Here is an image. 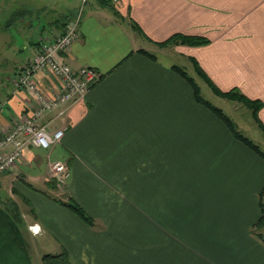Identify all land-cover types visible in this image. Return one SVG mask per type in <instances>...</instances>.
Listing matches in <instances>:
<instances>
[{"label":"crops","instance_id":"1","mask_svg":"<svg viewBox=\"0 0 264 264\" xmlns=\"http://www.w3.org/2000/svg\"><path fill=\"white\" fill-rule=\"evenodd\" d=\"M16 2L18 35L0 37V61L9 59L0 65V137L27 117L30 93L15 87L20 69L82 7V0ZM106 3L86 0L80 35L60 55L73 69L100 75L64 117L58 109L44 114L50 133L65 125L63 138L49 150L26 146L22 160L0 172L7 188L0 264H37L28 239L44 235L53 252L42 257L66 251L72 264H264V235L255 230L264 157L197 100L181 75L184 60L156 48L176 34L210 38L185 50L217 85L260 101L264 127V0ZM11 5L1 3L0 15ZM35 79L47 93L59 87L48 70ZM53 160L69 167L63 191L50 181ZM71 200L93 226L60 203Z\"/></svg>","mask_w":264,"mask_h":264},{"label":"built area","instance_id":"2","mask_svg":"<svg viewBox=\"0 0 264 264\" xmlns=\"http://www.w3.org/2000/svg\"><path fill=\"white\" fill-rule=\"evenodd\" d=\"M82 7L67 25L64 32L44 38L38 44L29 61L22 67L15 80V87L25 88L30 93L27 102L29 113L27 117L15 120L8 132L0 137V172H7L14 168L23 158L26 146L39 150H49L61 141L65 132V125L53 133L42 124L46 112L58 109L57 117H64L70 107L85 98L90 88L100 79L98 71L92 67L82 66L73 69L64 62L60 55L68 50L78 39L79 24ZM118 4L120 0H112ZM48 70L58 81L59 87L51 89L49 93L42 89L36 79L37 72ZM8 148H11L7 151ZM50 180L55 181L57 187L64 190L69 176L66 162L53 160L48 163ZM37 233L38 230H33Z\"/></svg>","mask_w":264,"mask_h":264},{"label":"rangeland","instance_id":"3","mask_svg":"<svg viewBox=\"0 0 264 264\" xmlns=\"http://www.w3.org/2000/svg\"><path fill=\"white\" fill-rule=\"evenodd\" d=\"M2 1V0H1ZM9 2L11 5L10 7V14L0 15V37L2 36L6 40L13 39L18 35V27L20 25V22L18 21L19 12H20V6L17 4L16 0H3ZM1 3H5V2ZM0 3V6H1ZM13 21L11 25H7L5 23V20ZM36 22H34L35 24ZM213 28V27H209ZM191 36V35H187ZM208 38V37H207ZM210 39V38H209ZM211 40V39H210ZM189 41H185V37L181 36L177 38L176 40H171L168 42L167 45L164 46H156V48L162 49V50H169L170 55L172 58L177 60L179 62V59L183 61L182 68L184 71L189 75V77L194 81L195 85L200 90V95L204 100H207L212 105H214L218 110H220L221 113H223L226 118L235 126L239 127L238 130L244 137H246L247 140H249L253 145H257L260 147L261 151L264 153V131H260V128H257L256 122L253 116L252 111L250 108H248L247 103L245 100H241L240 98H231V92L232 90L239 91L243 95H245L238 87L233 88H224L217 85L212 78L208 79L202 72H200V68L205 72V70L199 65V62L196 60L197 58L195 56H192L191 54H188V52L185 50V46L189 47H202V46H190L188 45ZM157 44V43H156ZM209 45V44H208ZM207 46V45H206ZM181 48L184 50L178 51L174 50L175 48ZM8 59L6 55L2 58ZM198 63V67H196V64ZM11 64V63H10ZM10 67V66H9ZM206 73V72H205ZM207 74V73H206ZM208 77H210L207 74ZM213 81V84L211 82ZM224 93H229L228 96L224 95ZM246 96V95H245ZM237 97V95H236ZM247 97V96H246ZM249 127V130L245 127ZM247 132V133H246ZM263 132V134H262ZM7 188L3 187V189L0 188V195L2 198L6 195ZM4 199V198H3ZM16 212V210H15ZM257 232H260L264 235V222L260 225H258L255 229ZM28 244L34 248L36 251L35 255H33V258L36 260L37 264L41 263L42 254L47 252H53L49 251L50 249V242L47 241V236L44 235L39 239V242L32 241L31 239H28ZM33 254V253H32Z\"/></svg>","mask_w":264,"mask_h":264},{"label":"trees","instance_id":"4","mask_svg":"<svg viewBox=\"0 0 264 264\" xmlns=\"http://www.w3.org/2000/svg\"><path fill=\"white\" fill-rule=\"evenodd\" d=\"M1 1V0H0ZM103 2H107L106 4L109 3L111 4V0L107 1V0H102ZM108 4V5H110ZM67 24V23H66ZM69 24V23H68ZM67 24V25H68ZM184 36L185 37V41H189L188 45L190 46H206L208 44L211 43V40L207 37L204 36H187V35H182V34H176L173 35L172 37H170L169 39H166L163 42H159L157 43L158 46H164L167 45L168 42H170L171 40H176L177 38ZM141 53L145 54V55H149L146 51L144 50H140ZM196 67L199 68L198 63H195ZM200 72H202L208 79H210V77L207 76V74L205 72H203V70L200 68ZM181 75L187 79L190 84L193 86L194 88V93L195 96L197 98V100L201 103H203L207 108L213 110L214 112H216L218 115H220L221 119L227 124V126L230 128V130L232 131V133L240 140H242L243 142H245L247 145H249L252 149H254L256 152H258L262 157H264V153L261 151L260 147H258L257 145H253L249 140L246 139V137H244L237 129V127H235L227 118L226 116L220 112V110H218V108H216L214 105H212L210 102H208L207 100H204L202 98V96L200 95V90L198 89V87L195 85L194 81L189 77L188 74L186 73H181ZM212 84L213 81L211 80ZM231 98H240L241 100H245V102L247 103L248 108H250V110L253 113L254 119L257 123H260L262 130L264 131V127L261 124L259 117H258V111L261 108V103L260 101H254L249 99L248 97H246L245 95H243L242 93H240L239 91L236 90H232L231 92ZM229 93H224V95H227ZM237 95V97H236ZM27 115L29 113V110H26ZM53 182V184L55 183V181L50 180ZM56 187L57 184L55 183ZM264 189L262 191V195H263ZM261 195V196H262ZM60 203L68 208H70V210H72L73 212H75L80 218H82V220H84L86 223H88L90 226L94 225L93 219L92 217H90L88 214H86L83 209L74 201L71 200L69 202H61ZM264 222V204L263 202H261V217L258 221V223H256V227L260 224H262ZM42 264H72L69 255L66 251H61L59 253H47L44 254L42 257Z\"/></svg>","mask_w":264,"mask_h":264}]
</instances>
